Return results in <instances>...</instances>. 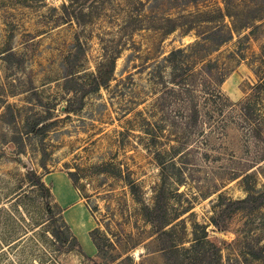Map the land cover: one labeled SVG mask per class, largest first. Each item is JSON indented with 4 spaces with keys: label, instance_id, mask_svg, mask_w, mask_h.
Instances as JSON below:
<instances>
[{
    "label": "rangeland",
    "instance_id": "1",
    "mask_svg": "<svg viewBox=\"0 0 264 264\" xmlns=\"http://www.w3.org/2000/svg\"><path fill=\"white\" fill-rule=\"evenodd\" d=\"M230 1L80 0L88 15L77 19L69 0H0V264H91L87 257L100 256L95 228L107 264H264V201L223 204L249 195L242 176L230 178L234 168L264 189V156L248 159L264 143L230 123V138L167 165L169 178L159 162L171 143L155 71L162 65L170 77L166 58L175 49L212 34L206 49L230 68L225 95L234 103L259 97L264 113V92L251 86L264 77V8L247 11L241 18L252 24L232 37L216 27L229 17L164 33L168 17L210 19L206 12ZM78 34L86 49H75ZM220 36L230 40L216 46ZM112 56L113 79L95 88ZM206 152L210 161L200 158ZM107 162L114 174L94 172ZM68 171H77L76 186ZM39 178L52 197L34 184ZM77 194L93 214L73 207ZM47 201L83 253L58 252L52 231L62 222L51 219Z\"/></svg>",
    "mask_w": 264,
    "mask_h": 264
},
{
    "label": "trees",
    "instance_id": "2",
    "mask_svg": "<svg viewBox=\"0 0 264 264\" xmlns=\"http://www.w3.org/2000/svg\"><path fill=\"white\" fill-rule=\"evenodd\" d=\"M79 1L80 0H69V7L72 9L73 16L77 17V19L88 15L84 11H81V5H77ZM263 8L264 7H260L258 3H256V0H231L225 7L220 6L214 11L206 12L205 14L210 15V19H193L180 23L175 18L168 17L166 20L169 22L170 26L164 33H171L187 24L190 25L187 26L186 30H192L195 26H200L204 21L220 22L221 19L225 20L226 17H229L231 23H223L216 27L221 29L226 27L230 32V37H232L235 32H239L244 28L247 29L250 27V23L252 24V21L241 18L247 15V11L259 14V12L263 11ZM190 14L192 15V13ZM184 17L186 16L183 15V18ZM212 37V34L203 37V42L198 41L190 46L193 49H175L171 51L166 58V62L171 68L170 77L166 79V81L164 80L165 76L163 72L161 73L163 68L162 65L157 66L155 71H160L159 76H161L162 82L165 84V91L158 105L161 110H165L166 112L164 119L167 122L170 121L168 137H170L171 144L168 148V155L159 154L162 173L168 178L170 174H168L169 166L167 165L175 167L177 163H188L191 153L197 154V149L209 148L214 150L216 149L218 141H221L223 138H230L231 135L228 131L230 123L234 125L236 123L237 129L239 130L246 128L253 138L264 143V123L262 121L264 120V113H262V106H258L259 102L257 98L259 97L256 96V100H253L251 97L247 98V102L234 103L225 95L222 85L229 75L230 68L226 61L221 62L218 57H212L213 52L217 49H206L207 45L205 41L210 40ZM215 40L216 46H219L230 40V38L228 39L227 37L220 36ZM75 49H86L79 34L76 35ZM107 63V65L101 64L98 68V72L94 77L95 88L101 85H107L115 75L116 56L107 59ZM260 70L261 69H259V72ZM251 86L253 90H256L254 93H263L264 77L259 78L258 82ZM167 109L169 110L168 112ZM171 113H174L175 116ZM236 117H239V121L234 120ZM177 118L180 120H177ZM191 146L195 147L193 150L194 152L190 151V148H193ZM219 146L223 147L222 144ZM226 146L230 148V145ZM231 151L234 152L233 149H231ZM197 155L195 157H197ZM231 155V157H235L234 154ZM263 156L264 153H262V149L259 147L256 153L251 155L248 159L256 161ZM197 158L199 159V157ZM200 158L211 160V156L207 152L202 153ZM112 166L113 163L111 162L103 163L95 166L94 172H111L114 174L111 170ZM231 172L230 178L243 177L244 182L247 184L246 188L249 195L244 199L223 203L225 204V209L231 208L234 205H243V208L254 207V204L257 203L258 200H260V204L264 201V189L260 190L256 185H251L249 183V178L251 177L250 173L244 172L240 174L241 171L235 168ZM68 175L76 186L77 182H79L77 171H68ZM34 182H36L34 183L35 185L47 190L49 198L52 197L50 188L47 187L42 179L39 178ZM131 184L132 191L134 189V184L133 182H131ZM86 205L93 214L90 206L88 204ZM46 209L52 220L55 222H62L60 226H57L52 231V237L55 245H57L58 252L78 251L83 253L82 245L77 236L73 233L71 226L60 217L61 212L56 215L50 201H47ZM96 209L98 208L96 207ZM196 225L199 226L198 223ZM96 232H98V228L91 230L90 236L97 246L99 255L102 257L105 249L99 242ZM100 256L95 258L87 257V261L91 264H107ZM113 262L114 261H110L108 264H113Z\"/></svg>",
    "mask_w": 264,
    "mask_h": 264
},
{
    "label": "crops",
    "instance_id": "3",
    "mask_svg": "<svg viewBox=\"0 0 264 264\" xmlns=\"http://www.w3.org/2000/svg\"><path fill=\"white\" fill-rule=\"evenodd\" d=\"M65 183H66V182H65ZM66 184H69V183L67 182ZM74 201H75V203H74L73 207H74L75 209L81 210V209H83V208H84V209L87 208V207L85 206V203H83L81 197H80L78 194L76 195V199H75Z\"/></svg>",
    "mask_w": 264,
    "mask_h": 264
}]
</instances>
